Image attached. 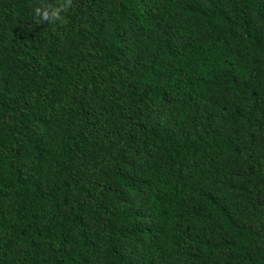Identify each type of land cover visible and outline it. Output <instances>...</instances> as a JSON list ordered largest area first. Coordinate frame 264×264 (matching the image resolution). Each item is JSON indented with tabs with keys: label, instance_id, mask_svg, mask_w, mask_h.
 <instances>
[{
	"label": "trees",
	"instance_id": "obj_1",
	"mask_svg": "<svg viewBox=\"0 0 264 264\" xmlns=\"http://www.w3.org/2000/svg\"><path fill=\"white\" fill-rule=\"evenodd\" d=\"M0 264H264V0H0Z\"/></svg>",
	"mask_w": 264,
	"mask_h": 264
},
{
	"label": "clouds",
	"instance_id": "obj_2",
	"mask_svg": "<svg viewBox=\"0 0 264 264\" xmlns=\"http://www.w3.org/2000/svg\"><path fill=\"white\" fill-rule=\"evenodd\" d=\"M36 11H37V15H39V14H40L39 9H37ZM56 15H57V13L54 12V13H53V16L55 17ZM47 18H48V14H47V12H45V13H44V19H47Z\"/></svg>",
	"mask_w": 264,
	"mask_h": 264
}]
</instances>
